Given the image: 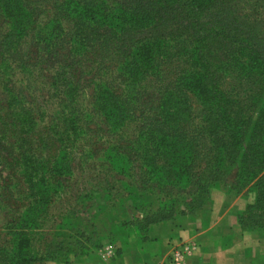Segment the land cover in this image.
<instances>
[{"label":"trees","instance_id":"16d2710c","mask_svg":"<svg viewBox=\"0 0 264 264\" xmlns=\"http://www.w3.org/2000/svg\"><path fill=\"white\" fill-rule=\"evenodd\" d=\"M234 2L62 0L57 5L37 31L48 49L65 33L64 21L71 24L66 43L78 56L104 52L119 61L123 93L99 84L93 107L113 134L140 119L137 136L123 148L111 147L106 160L122 176L141 164L144 184L130 199V211L141 216L102 223L92 238L58 229L56 239L35 249L34 242L42 240L38 220L62 186L41 177L38 202L0 232V264H68L93 256L106 240L144 236L152 224L184 217L208 222L214 189L246 201L238 214L244 231L264 229V0ZM28 7L29 0H0L1 14L11 23L0 42L6 61L36 29ZM149 80L159 85L154 116L142 91ZM73 97L68 91L62 99L63 119L71 126L74 118L65 111L73 114V105L63 100ZM192 97L201 108L197 123ZM56 171L54 177H62L69 167L59 161ZM156 192L161 197L155 202L146 196Z\"/></svg>","mask_w":264,"mask_h":264},{"label":"rangeland","instance_id":"374dc122","mask_svg":"<svg viewBox=\"0 0 264 264\" xmlns=\"http://www.w3.org/2000/svg\"><path fill=\"white\" fill-rule=\"evenodd\" d=\"M228 1L235 4L236 0ZM61 2L29 0L36 29L27 33L9 61L0 49V232L38 202L35 190L41 177L49 185L55 181L62 184L38 220L42 240L34 242L35 249L45 240L56 239L58 229L61 234L92 238L93 232L98 236L102 223L141 216L140 212L130 211L131 197L144 184L141 164L135 163L133 171L122 176L106 160L111 147L123 148L137 136L140 119L113 134L93 107L99 84L123 93L117 79L119 61L115 56H103L104 52L100 56L95 52L78 56L66 43L71 24L64 21L61 28L65 42L63 34L57 46L48 49L37 31ZM1 13L0 8V42L11 28ZM56 79L60 82L58 88L53 85ZM70 85L73 101L68 98L63 103L73 105V114L65 111L74 118L73 126L68 118L64 121L62 113V99L68 91L73 93ZM142 91L148 114L154 116L160 99L159 85L149 80ZM191 105L197 123L201 112L198 100L192 97ZM59 161L69 167V173L56 178ZM146 196L154 202L161 197L157 192ZM138 238L141 243L143 234ZM118 241L106 240L92 252L93 256H100L111 246L117 248Z\"/></svg>","mask_w":264,"mask_h":264},{"label":"crops","instance_id":"0c3cea01","mask_svg":"<svg viewBox=\"0 0 264 264\" xmlns=\"http://www.w3.org/2000/svg\"><path fill=\"white\" fill-rule=\"evenodd\" d=\"M211 198L208 222L184 217L152 224L141 243L138 237L119 239L117 248L111 246L100 256L78 257L68 264H264V229L249 233L238 223L246 201L216 189ZM184 247L188 252L175 263L174 253Z\"/></svg>","mask_w":264,"mask_h":264},{"label":"built area","instance_id":"2783aa9c","mask_svg":"<svg viewBox=\"0 0 264 264\" xmlns=\"http://www.w3.org/2000/svg\"><path fill=\"white\" fill-rule=\"evenodd\" d=\"M109 249V248H108ZM189 248L188 247H184L183 249L181 250H177L175 253H174V256H173V260L175 263H178L180 262L183 257L186 255V253L188 252Z\"/></svg>","mask_w":264,"mask_h":264}]
</instances>
